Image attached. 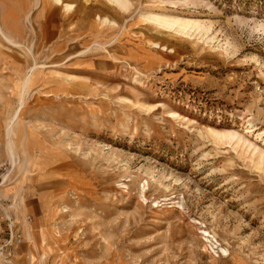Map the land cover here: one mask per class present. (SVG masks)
Returning <instances> with one entry per match:
<instances>
[{"label": "rangeland", "instance_id": "1", "mask_svg": "<svg viewBox=\"0 0 264 264\" xmlns=\"http://www.w3.org/2000/svg\"><path fill=\"white\" fill-rule=\"evenodd\" d=\"M0 264H264V0H0Z\"/></svg>", "mask_w": 264, "mask_h": 264}, {"label": "built area", "instance_id": "2", "mask_svg": "<svg viewBox=\"0 0 264 264\" xmlns=\"http://www.w3.org/2000/svg\"><path fill=\"white\" fill-rule=\"evenodd\" d=\"M11 236L13 237V233H11ZM11 241H12V240L7 241L5 245H6V246L11 245V244H12ZM19 241H20V240H19Z\"/></svg>", "mask_w": 264, "mask_h": 264}, {"label": "bare ground", "instance_id": "3", "mask_svg": "<svg viewBox=\"0 0 264 264\" xmlns=\"http://www.w3.org/2000/svg\"><path fill=\"white\" fill-rule=\"evenodd\" d=\"M164 19H166V18H163V20L162 21H164ZM159 20H161V18H159ZM167 22V21H166ZM169 23H172V22H169Z\"/></svg>", "mask_w": 264, "mask_h": 264}]
</instances>
